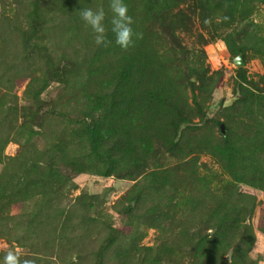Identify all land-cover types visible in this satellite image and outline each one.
<instances>
[{
	"label": "rangeland",
	"instance_id": "rangeland-1",
	"mask_svg": "<svg viewBox=\"0 0 264 264\" xmlns=\"http://www.w3.org/2000/svg\"><path fill=\"white\" fill-rule=\"evenodd\" d=\"M109 2L0 0V258L14 250L20 264H192L200 228L215 235L243 209L252 243L238 239L224 256L264 264V106L251 109L264 94L263 0H205L203 13L187 0L191 29L172 37L142 0H124L138 34L128 49L110 30L111 43L97 46L79 16L103 7L110 29ZM224 38L245 52L232 54ZM127 53L153 54L143 82L166 88L165 106L144 84L123 87L146 67L127 75ZM37 99L38 119L26 123ZM221 123L232 126L227 139Z\"/></svg>",
	"mask_w": 264,
	"mask_h": 264
},
{
	"label": "trees",
	"instance_id": "trees-1",
	"mask_svg": "<svg viewBox=\"0 0 264 264\" xmlns=\"http://www.w3.org/2000/svg\"><path fill=\"white\" fill-rule=\"evenodd\" d=\"M131 1V0H129ZM145 8V13L147 14L148 18L152 20V22H155L164 32L165 34H168L169 36H174L172 32H170V29H191L192 24V17L191 15L185 10V8H181L180 5L187 4V0H142ZM264 3V0H263ZM192 5V11L193 13L199 11L203 13L205 10H207V3L205 0H193ZM189 7V5H188ZM174 8H178V10L175 13H172V10ZM132 27L134 29V32L137 33V25L135 23L132 24ZM224 41L226 42L228 48L230 49V52L232 54H237L239 52H245L241 48H233L231 46V43L227 38H224ZM153 54H145L140 60L139 56L135 55L134 53H127V61L126 64V70L125 73L129 76H134V70L136 67L141 65L142 63H145V68L142 69V80L139 82L133 83H125L123 82V87H126L127 89H130V86L140 88L145 85L144 89L147 91V95L150 96L155 102L156 107L157 106H165L167 104V101L165 98H163L162 94L166 91V88H164L163 93H160L159 91H155V87L151 86V82H149V85L143 82V77L150 78V75L147 73L148 68L151 67V65L148 64L149 60ZM52 71V69H51ZM55 73V72H53ZM131 78V77H130ZM151 78H153V82L157 83V77L156 74L153 72L151 73ZM244 78V76H242ZM132 79V78H131ZM127 82V81H126ZM151 84V85H150ZM191 85H193V82H190ZM264 93V91H263ZM254 95V94H253ZM256 96V95H254ZM144 98V97H143ZM244 100H247L245 97ZM255 103L252 104L251 109H254L255 106L262 107L264 106V94L262 96H258L256 98ZM35 104H38L37 109L34 110L33 107L26 108V115L24 116L26 118V123L32 122L35 119H38V114L41 109V102L37 99L35 101ZM197 109L202 112V108L199 105V103L196 102ZM33 106V105H32ZM254 111V110H253ZM139 113V112H138ZM144 114V112H142ZM189 118L181 117L174 125V135H173V142L169 146L171 150H174V148L178 144V134H179V128L184 125ZM174 124V123H173ZM222 124V123H221ZM225 124V123H224ZM247 125V124H246ZM226 126V134H224L221 130V133L223 134V137L225 139L228 138V135L232 133V126H230L228 123L225 124ZM221 128V126H220ZM148 147L147 155L150 154V151L152 152L154 150V146L152 143L146 144ZM221 154H219L220 158L223 159L227 156V151L221 148ZM227 207V203L225 202L221 208H217L214 210V214L219 213L220 211H224ZM243 210V209H242ZM238 210V212H235L233 215H231V219L228 223H223L220 226H218V233L215 235H211L208 231L211 229L209 226H205L203 229L200 228L198 233L203 234L206 233V235L194 245L192 246V252L194 253V258L192 260V264H229L228 259L224 256L225 252L233 246L236 242H238V239L240 241H244L248 244L252 243V227L250 224L246 223V211ZM243 212V213H242ZM243 216V217H242ZM189 233V231L187 232ZM210 237V238H209ZM152 249V248H151ZM233 261V259H232Z\"/></svg>",
	"mask_w": 264,
	"mask_h": 264
},
{
	"label": "clouds",
	"instance_id": "clouds-1",
	"mask_svg": "<svg viewBox=\"0 0 264 264\" xmlns=\"http://www.w3.org/2000/svg\"><path fill=\"white\" fill-rule=\"evenodd\" d=\"M111 10L110 29L106 27L107 13L103 7L92 9L83 8L79 12L82 21L91 28L94 34V43L97 46H107L111 41L108 39V31L114 34L115 43L122 49L131 47L138 36L132 27L133 19L128 14V8L124 0H110ZM0 264H20L19 253L8 250L0 258Z\"/></svg>",
	"mask_w": 264,
	"mask_h": 264
},
{
	"label": "water",
	"instance_id": "water-1",
	"mask_svg": "<svg viewBox=\"0 0 264 264\" xmlns=\"http://www.w3.org/2000/svg\"><path fill=\"white\" fill-rule=\"evenodd\" d=\"M234 63L238 66H242L244 64V59H243V55L239 54L238 56L235 57L234 59ZM231 104V100H226L224 102V106H229ZM221 130L222 132L225 134L226 133V126L224 123L221 124Z\"/></svg>",
	"mask_w": 264,
	"mask_h": 264
}]
</instances>
